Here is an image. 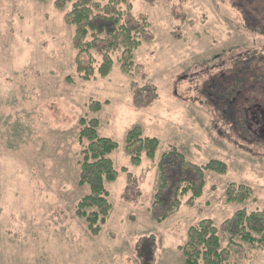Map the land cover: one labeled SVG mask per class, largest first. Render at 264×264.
I'll return each mask as SVG.
<instances>
[{
	"label": "rangeland",
	"instance_id": "rangeland-1",
	"mask_svg": "<svg viewBox=\"0 0 264 264\" xmlns=\"http://www.w3.org/2000/svg\"><path fill=\"white\" fill-rule=\"evenodd\" d=\"M57 1L0 0V264H184L179 248L202 220L230 248L229 264H264V245L236 239L228 246L224 231L236 212L264 211V98L252 106L254 92L243 100L236 94L228 101L241 111L225 118L206 97L210 79L233 59L264 55V34L245 28L234 0H124L122 12L129 4L131 16L148 23L132 72L120 71L114 53L106 77L84 81L76 72L75 29L65 21L72 1L62 9ZM94 102L98 112L90 110ZM82 118L95 119L97 134L117 144L109 156L117 177L105 183L111 210L96 237L76 215L89 194L78 184ZM133 128L158 140L154 158L142 155L139 165L125 150ZM170 149L194 165L215 160L226 170L206 171L201 196L186 195L156 223L157 162ZM230 184L250 188L251 198L228 202Z\"/></svg>",
	"mask_w": 264,
	"mask_h": 264
},
{
	"label": "trees",
	"instance_id": "trees-1",
	"mask_svg": "<svg viewBox=\"0 0 264 264\" xmlns=\"http://www.w3.org/2000/svg\"><path fill=\"white\" fill-rule=\"evenodd\" d=\"M70 1L71 9L65 14V21L75 29L76 72L80 78L87 81L95 75L106 77L111 71V55L114 53L119 54L120 71L123 74L131 73L132 54L147 32L146 20L132 17L129 4L127 10L122 12L118 6L126 3L124 0H109L105 5L93 0H58L56 8L62 9ZM234 6L242 13L247 30L264 34L260 30V27L264 28V0H234ZM94 50L101 58L99 63L90 54ZM230 64L229 69L213 76L206 85L211 92L206 97L215 103L212 108L217 113L221 112L220 115L225 118L230 111L233 115L241 111L237 109L236 100L231 103L228 101L236 94L243 100L246 93L254 92L252 106L258 105L255 101L257 96L264 98V70L259 73V68L264 69V55L249 53L233 59ZM221 88L227 92L223 100L219 98ZM252 106L246 109L251 114ZM100 109L99 102L90 105L92 112ZM79 126L78 141L83 157L78 184L87 186L89 194L77 204L76 215L85 220L87 231L96 237L111 210L105 183L113 182L117 177L109 157L117 149V144L97 134L98 122L95 119L87 121L82 118ZM255 128L260 130L256 125ZM157 148L158 140L144 137L139 128H133L126 134L125 150L133 165L140 164L142 155L152 160ZM157 169L158 186L150 209L152 220L156 223L165 221L176 211L186 195H190L189 200L201 196L206 171L224 174L226 170L224 163L215 160L209 161L203 167L194 165L176 149H170L160 156ZM251 196V189L242 185L230 184L226 189L228 202L241 204ZM224 226V231L228 234V246L234 247L236 239L250 246L264 245V211L247 213L240 210ZM179 250L184 264H229L231 255L230 248L222 247L218 230L210 220H202L191 226L187 231L186 242Z\"/></svg>",
	"mask_w": 264,
	"mask_h": 264
}]
</instances>
